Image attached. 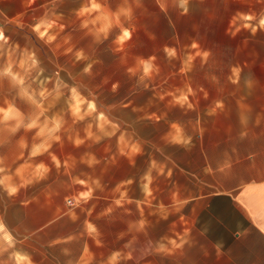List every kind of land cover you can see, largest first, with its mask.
Masks as SVG:
<instances>
[{"label": "rangeland", "instance_id": "1", "mask_svg": "<svg viewBox=\"0 0 264 264\" xmlns=\"http://www.w3.org/2000/svg\"><path fill=\"white\" fill-rule=\"evenodd\" d=\"M255 1L224 12L206 1L13 0L0 30V264H17L12 203L51 193L78 205L107 195L110 176L124 179L140 108L156 110L178 81V44L220 49L229 66L264 65V0ZM86 205L103 234L113 228L106 202Z\"/></svg>", "mask_w": 264, "mask_h": 264}, {"label": "crops", "instance_id": "2", "mask_svg": "<svg viewBox=\"0 0 264 264\" xmlns=\"http://www.w3.org/2000/svg\"><path fill=\"white\" fill-rule=\"evenodd\" d=\"M187 1L212 11L258 8L255 0ZM12 2L0 0V30ZM34 2L46 8L52 0ZM177 53L178 81L156 110L151 101L140 108L128 173L109 177L107 195L70 199L73 206L51 193L12 203L17 264H149V255L155 264H264V65L229 66L225 52L191 40ZM90 199L115 215L105 234Z\"/></svg>", "mask_w": 264, "mask_h": 264}, {"label": "built area", "instance_id": "3", "mask_svg": "<svg viewBox=\"0 0 264 264\" xmlns=\"http://www.w3.org/2000/svg\"><path fill=\"white\" fill-rule=\"evenodd\" d=\"M67 203H68L70 206H73V202H72V201L69 200Z\"/></svg>", "mask_w": 264, "mask_h": 264}]
</instances>
